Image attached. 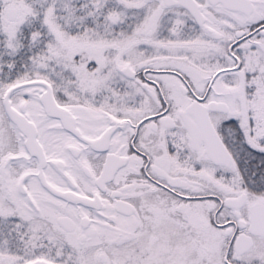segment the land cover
Masks as SVG:
<instances>
[{
    "label": "snow or ice",
    "instance_id": "1",
    "mask_svg": "<svg viewBox=\"0 0 264 264\" xmlns=\"http://www.w3.org/2000/svg\"><path fill=\"white\" fill-rule=\"evenodd\" d=\"M0 264H264V0H0Z\"/></svg>",
    "mask_w": 264,
    "mask_h": 264
}]
</instances>
